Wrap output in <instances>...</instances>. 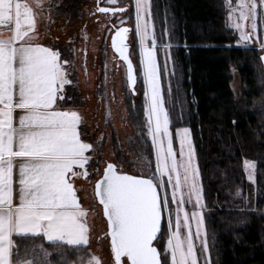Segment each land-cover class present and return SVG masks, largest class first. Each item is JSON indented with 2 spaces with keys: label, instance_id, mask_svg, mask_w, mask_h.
<instances>
[{
  "label": "snow or ice",
  "instance_id": "1",
  "mask_svg": "<svg viewBox=\"0 0 264 264\" xmlns=\"http://www.w3.org/2000/svg\"><path fill=\"white\" fill-rule=\"evenodd\" d=\"M54 6L53 0H0V264H103L81 251L89 246L91 227L74 185L75 178L92 182L90 176L106 217L113 264H198L195 240L202 254L209 252L203 184L190 128L175 129L178 152L174 149L173 117L161 84L168 66L158 60L151 0L134 2L145 128L155 155L148 176L129 174L111 162L101 172L94 144L82 139V115L63 107L72 100L67 91L72 62L37 42V25L50 18ZM226 7L229 27L241 42L260 39L257 20L264 19V0H226ZM97 10L115 16L127 8ZM130 31L119 27L112 47L134 86L136 68L126 43ZM245 169L251 179L255 165L245 161ZM36 238L46 240L51 251L34 242L21 254L17 239ZM70 249L79 256L75 262L67 258ZM205 264H210L207 255Z\"/></svg>",
  "mask_w": 264,
  "mask_h": 264
},
{
  "label": "trees",
  "instance_id": "2",
  "mask_svg": "<svg viewBox=\"0 0 264 264\" xmlns=\"http://www.w3.org/2000/svg\"><path fill=\"white\" fill-rule=\"evenodd\" d=\"M84 1L53 0L55 6L48 11L74 22ZM152 1L153 11L164 20L176 69L173 96L181 107L179 112L172 109L173 126L189 127L196 147L213 262L264 264L263 53L252 43H239L238 33L229 27L226 0ZM45 44L60 50L62 58L69 55L67 45ZM233 69L240 77L239 93L232 88ZM78 103L69 101L63 107ZM129 110L133 126L146 140L143 101L130 104ZM145 144L154 158L151 142ZM245 161L255 164L254 180ZM36 241L51 251L39 238L17 239L21 254ZM74 251L67 256L73 262L79 258Z\"/></svg>",
  "mask_w": 264,
  "mask_h": 264
},
{
  "label": "rangeland",
  "instance_id": "3",
  "mask_svg": "<svg viewBox=\"0 0 264 264\" xmlns=\"http://www.w3.org/2000/svg\"><path fill=\"white\" fill-rule=\"evenodd\" d=\"M134 2L135 0H117V4L112 5L107 0L102 1L101 4L104 6L128 7L126 12L113 16L110 13H100L97 10L98 0H85L79 19L73 22L66 17H57L51 13L50 18L46 15L42 22L38 23L37 35L38 40L44 43H59L70 48L69 55L62 58L72 62L70 75L73 84L67 86V91L72 97L71 102H79L72 109L78 111L83 117L81 130L86 135H83L82 139L94 144L95 159L99 161L98 166L101 172L106 164L111 162L122 165L128 173L148 176L155 170V155L154 158H151L149 148L145 144L146 141L151 142V140L149 137L144 140L139 136L132 124L129 110L130 104L135 107L139 100L143 101L144 108L145 91L139 67L138 37L135 35ZM238 2L239 0H236L233 3L237 4ZM151 4L152 21L157 37L158 60L162 67L166 60L168 66L167 70L161 73V84L165 92L166 107L172 116V109L176 108L178 111L181 107L179 101L173 96L172 78L176 69L172 60L171 44L168 40L164 20L157 17L153 11L152 0ZM121 19L125 21L123 25L131 27L129 43L137 73L136 94H133L128 86L125 64L118 59L111 48L114 28L123 26ZM228 23L230 24L229 20ZM257 24V35L260 39L254 38L249 43L259 46L261 53H264V47L261 46V41L264 40V19L258 18ZM239 43L243 44L240 40ZM166 45L168 46L167 50L165 49ZM232 88L235 93L241 91V81L236 69H233ZM177 115L179 116V114ZM172 129L174 149L178 152V138L175 136L177 128L173 126V121ZM177 159H180L179 155H177ZM251 163L254 164V162ZM255 174L254 169L251 180L255 179ZM98 178V176L95 177V179ZM89 180L92 182L75 178V187L80 189L77 195L81 197L82 206L89 210L88 222L91 232L87 251L100 257L103 264H113L110 239L105 235L107 221L103 215L102 206L94 196V178L90 176ZM187 207L190 208V206ZM35 243L40 242L36 241ZM161 244L166 248V241H161ZM195 244L198 264H205L206 255L209 257L210 264H214L210 247L207 254H202L200 241L195 240Z\"/></svg>",
  "mask_w": 264,
  "mask_h": 264
},
{
  "label": "water",
  "instance_id": "4",
  "mask_svg": "<svg viewBox=\"0 0 264 264\" xmlns=\"http://www.w3.org/2000/svg\"><path fill=\"white\" fill-rule=\"evenodd\" d=\"M101 7H109V8H112V7H121V6H101ZM123 7H126V8L128 9L127 6H123ZM110 14H111V13H110ZM120 27H127V28L131 29V27H130L129 25H123V26H120ZM118 28H119V27L114 28L115 30H114V33L112 34V37H111V48H112V50L116 53V55L118 56V59L121 60V61L125 64L126 72H127L126 62H124V61L119 57V54H118V53L115 51V49L112 47V39H113V37H114V35H115V31H116ZM129 34H130V32H129ZM129 34H128V40L126 41V43L129 44V57H130V59H131L133 65H134V67H135V64H134V62H133V59H132V57H131V52H130ZM262 57H264V53L262 54L261 59H262ZM262 62H263V67H264V60H262ZM135 68H136V67H135ZM136 76H137V73H136ZM127 80H128V79H127ZM136 85H137V81H136V84H135L134 86L131 85V83L128 81V86H129L130 90L133 92V94H136V93H137ZM129 174H131V173H129ZM97 201H98V199H97ZM98 203H99V202H98ZM101 206H102V205H101ZM102 210H103V206H102ZM103 215H104V214H103ZM104 217H105V216H104ZM105 219H106V217H105ZM109 239H110V237H109Z\"/></svg>",
  "mask_w": 264,
  "mask_h": 264
},
{
  "label": "crops",
  "instance_id": "5",
  "mask_svg": "<svg viewBox=\"0 0 264 264\" xmlns=\"http://www.w3.org/2000/svg\"><path fill=\"white\" fill-rule=\"evenodd\" d=\"M45 2H47V0H45ZM2 31H4V34L5 35H8L10 34L7 29H2ZM38 43L44 45V46H47L44 42H41V41H37ZM48 47V46H47ZM16 116H17V120H18V117H19V110H17V113H16ZM75 186V185H74ZM44 242L48 243L46 240H43Z\"/></svg>",
  "mask_w": 264,
  "mask_h": 264
},
{
  "label": "flooded vegetation",
  "instance_id": "6",
  "mask_svg": "<svg viewBox=\"0 0 264 264\" xmlns=\"http://www.w3.org/2000/svg\"><path fill=\"white\" fill-rule=\"evenodd\" d=\"M102 1H104V0H98V3H97L98 4V8L101 7V6H104V5L101 4Z\"/></svg>",
  "mask_w": 264,
  "mask_h": 264
}]
</instances>
